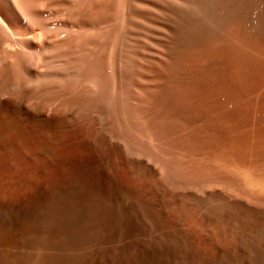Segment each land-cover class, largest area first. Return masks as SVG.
Instances as JSON below:
<instances>
[{
  "label": "bare ground",
  "instance_id": "1",
  "mask_svg": "<svg viewBox=\"0 0 264 264\" xmlns=\"http://www.w3.org/2000/svg\"><path fill=\"white\" fill-rule=\"evenodd\" d=\"M0 264H264V0H0Z\"/></svg>",
  "mask_w": 264,
  "mask_h": 264
}]
</instances>
